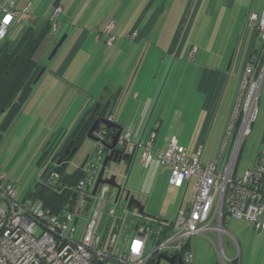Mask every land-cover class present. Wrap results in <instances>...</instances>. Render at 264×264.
Masks as SVG:
<instances>
[{"label": "built area", "instance_id": "1", "mask_svg": "<svg viewBox=\"0 0 264 264\" xmlns=\"http://www.w3.org/2000/svg\"><path fill=\"white\" fill-rule=\"evenodd\" d=\"M62 10L58 5L50 18L53 33L59 29L57 18ZM36 21L31 4L21 10L1 7L0 42L7 38L14 24ZM247 25L256 29L259 47L243 68L215 159L204 163L203 146L190 153L176 138L164 151L156 144L155 132L141 140H134L125 132L119 138L117 148L130 156V166L138 156L144 169L156 161L169 170L168 183L178 189L185 185L188 188L195 179L185 210L181 209L170 220L132 214L125 201L126 185H120L116 197L109 196L114 189L109 185L99 186L93 196L106 156L102 143L105 132H95L98 147L83 169L84 177L67 188L72 198L57 215L50 214L40 200L20 199L8 174L0 167V264H157L159 258V264H172L171 258H176V264H196V237L211 241L220 264H228L224 247L226 218L252 224L256 234H264V146L253 168L239 173L243 150L258 120L264 86V9L261 14H251ZM114 27L115 22H111L107 29L109 47L115 41ZM108 120L114 122L110 116ZM51 164L50 159L46 170ZM54 169L46 178L48 187H55L60 178ZM210 234L217 236L218 245L209 238ZM233 241L236 257L232 264H241L239 244L234 238Z\"/></svg>", "mask_w": 264, "mask_h": 264}, {"label": "rangeland", "instance_id": "2", "mask_svg": "<svg viewBox=\"0 0 264 264\" xmlns=\"http://www.w3.org/2000/svg\"><path fill=\"white\" fill-rule=\"evenodd\" d=\"M117 1L124 5L125 0ZM153 1L152 8L144 10ZM249 2L252 0H248L246 3ZM159 7H161V11L160 9L157 11L160 14L157 20L152 24L149 23L142 31L144 25H139V18H142V22H144L145 16L153 12L152 16H149V21L154 19L157 17L155 11ZM126 8L127 10L122 11L118 16L113 34L119 38L116 46H120L122 53L117 54L110 64V68L114 69L113 74L110 77L107 75L101 77L100 82L101 84L105 83V86H108L110 82L123 86L130 75L132 77L140 76L145 67L153 65V58L156 55L158 59L155 64L158 67H164L169 62L172 65L175 63V66L181 65L185 71L188 70L185 76H187L189 84L194 82V85L200 78V72L204 66H213L216 60L209 53L210 44L218 45L219 40L221 43L223 38L226 39L229 36L227 32H230L231 28L228 29V21L235 20L238 15L236 9L215 8L208 2L202 5L201 0H131ZM118 12L120 9L116 10V14ZM153 14H155L154 17ZM150 25L151 32L148 38L137 41L141 31L143 35L148 33ZM108 27L105 30L107 35ZM227 29L228 31H226ZM20 34L19 28L16 32L10 31L7 39L15 42ZM132 37H134L133 40ZM57 41L44 56L43 60L46 65L50 63L49 58L60 39L58 43ZM192 46H194L193 49ZM169 52H174L175 58L170 57ZM97 54L90 60V66L93 68L102 65L101 57ZM164 55L167 58L161 63ZM50 81L47 79L45 82ZM36 87L35 89H37ZM43 91L45 90L41 89L37 93L34 90L10 127L4 132H0V167L8 174L20 199L25 198L28 192L36 191L37 184L50 160L46 151L54 152L57 146L66 140L83 113L87 111V109L82 110L81 116L78 115L80 105L76 106L71 95L66 101L47 100V104H45V101H40ZM54 92L47 96H52ZM224 114L225 112L221 108L216 122L217 127L222 122ZM263 146L264 104L262 100L260 101L258 120L254 125L252 135L247 139L239 163L240 174L253 168V163ZM97 147V142L88 138L83 139L63 175L73 177L76 171L92 157ZM112 176L117 177L119 185L127 186V190L131 191L136 199L143 204L146 214L164 220L173 219L181 209H186L192 198L195 185L194 179L188 188L186 185L182 189L170 186L168 169L156 161L151 167L144 169L140 164L139 156L131 166L129 162L111 163L106 169L104 177ZM117 193V189H112L109 196L116 197ZM122 207H125L124 203H122ZM131 213L137 214L136 209L132 208ZM224 230L226 232L224 247L228 264H232V260L236 257L233 238L236 239L240 247L241 264H264V234H256L252 224L229 218H226L224 222ZM209 238L218 245L216 235L210 234ZM193 247L196 264H220V259L211 241L196 237Z\"/></svg>", "mask_w": 264, "mask_h": 264}, {"label": "crops", "instance_id": "3", "mask_svg": "<svg viewBox=\"0 0 264 264\" xmlns=\"http://www.w3.org/2000/svg\"><path fill=\"white\" fill-rule=\"evenodd\" d=\"M201 1L202 5L208 2L215 8L236 9L238 15L235 20L228 21V29L231 28L227 32L228 39L223 38L221 43L219 40L218 45L210 44L209 53L216 60L213 66H204L194 85V82L189 84L185 76L188 70L185 71L183 66L169 62L164 67H158L155 64L157 55L153 58V65L145 67L140 76L130 75L123 86L112 82L108 86L101 84L102 76L110 77L113 74L114 69L110 68V64L117 54L122 53L120 46H116L119 38L113 35L116 28L112 31L115 41L111 47L107 45L109 36L105 30L111 22L117 25L118 16L127 10L126 0L124 5L117 0H0V8L13 6L21 10L31 4V12L38 21L50 19L58 5L63 8L57 18L59 29L54 34L58 41L64 35L67 38L34 86H37V89L34 88L37 93L41 89L45 90L41 102L66 101L71 95L76 106L80 105L78 115L82 110L100 104L110 105V117L134 140H141L155 132L156 144L164 151L173 138L190 153L203 146L202 161L209 163L216 158L221 148L245 63L253 50L259 47L257 31L254 27H248L247 22L251 14H261L264 0H252L249 3H246L248 0ZM153 3L150 2L144 10L152 8ZM160 8L155 11L157 17L153 14V21H149L153 12L145 16L144 22L139 18V25H144L142 31L157 20ZM118 9L120 12L116 14ZM23 27L24 24H14L10 31L16 32L18 28L22 31ZM150 30L151 25L145 35L140 32L137 41L148 38ZM96 54L101 57L102 65L93 68L90 60ZM169 55L175 58L174 52H169ZM165 58L164 55L161 63ZM47 79L51 81L45 82ZM53 92L52 96H47ZM262 100L264 104V86ZM221 108L225 114L217 127Z\"/></svg>", "mask_w": 264, "mask_h": 264}, {"label": "trees", "instance_id": "4", "mask_svg": "<svg viewBox=\"0 0 264 264\" xmlns=\"http://www.w3.org/2000/svg\"><path fill=\"white\" fill-rule=\"evenodd\" d=\"M53 25L50 19H41L25 24L20 37L12 42L5 39L0 42V132H4L21 111L34 91V82L39 73L46 66L44 56L49 48L56 43V35L53 33ZM105 105L100 104L87 109L76 123L72 131L64 141L63 150L71 145V149L78 151L79 144L85 138L97 119L103 117ZM110 105L107 106L106 119L110 116ZM105 132V142L112 143L118 130L99 126L96 132ZM94 135V134H93ZM49 159L52 151H46ZM60 157L64 156L61 152ZM57 162L52 161L51 166L44 170L35 192H28L25 199L40 200L44 208L52 215H57L70 202L72 193L67 189L75 186L84 177V168H79L73 177L63 175L69 165L68 158L55 167ZM55 168L59 173L55 187L45 185L51 169ZM64 185L61 190L58 188ZM161 219V218H156Z\"/></svg>", "mask_w": 264, "mask_h": 264}, {"label": "water", "instance_id": "5", "mask_svg": "<svg viewBox=\"0 0 264 264\" xmlns=\"http://www.w3.org/2000/svg\"><path fill=\"white\" fill-rule=\"evenodd\" d=\"M66 38H67V35H64L61 38V40L59 41V43L56 45L55 49L53 50L52 55L49 58V61H52L54 59L58 50L61 48V46L65 42ZM46 70H47V67L45 66L42 69V71L39 73L38 77L36 78V80L34 82V86L37 85V83L40 81V79L42 78V76L44 75ZM98 106L99 105H97V108H98ZM106 114H107V106L105 107L103 117L96 120L93 127L90 129V131L87 134L88 139H91L95 142H98L99 139L95 138L93 134L97 131L99 126H103L105 128H108V129L118 130L116 135L113 137L111 144H107L105 142H102L104 145L106 156L104 157V160L102 163V167H101V170H100V173H99V176H98V179H97L94 191H93V196L96 195L97 190H98L99 186H101V185H109V186L113 187L114 189H117L118 195H119L121 186L117 182V177L112 176L109 178H104L106 168H107L109 163L119 164L122 162H130V159H131L129 155L124 154V152L122 150L117 148L119 138H120L121 134L123 133V128L120 125H118L117 123L109 121L108 119H106L105 118ZM74 152L75 151H73L71 153L70 157L68 158V161L71 159V156L74 154ZM88 162H91V158L81 167V169H83ZM61 163H62V159H60L58 161L57 165L60 166ZM63 186L64 185H61L58 189L61 190L63 188ZM125 201L128 203V205H127L128 209L134 208L137 210L139 215L146 216L147 218H150V219H156L155 216L146 214L145 207L143 206V204L139 200H137L135 198V196L132 194V192L129 190L126 192ZM88 208H89V205L87 206L86 210H88ZM159 261H160V258L158 259L157 264H159ZM169 261L172 264H176V258H171V259H169ZM178 263L183 264L181 261H179Z\"/></svg>", "mask_w": 264, "mask_h": 264}, {"label": "flooded vegetation", "instance_id": "6", "mask_svg": "<svg viewBox=\"0 0 264 264\" xmlns=\"http://www.w3.org/2000/svg\"><path fill=\"white\" fill-rule=\"evenodd\" d=\"M63 144H64V142L60 143V144L57 146L56 150H55L54 152H52L51 160L54 161V162H57V164H58V161H59L60 159H62V162H64L65 160H67V158L70 157L71 153H72L73 151H75V150H72V149H71V145H69L67 148H65V149L63 150V146H64ZM61 152H64V156H67V158L64 159L63 156L60 157L59 154H60ZM75 154H76V151H75L74 154L71 156V159L68 161L69 164L72 162V160H73ZM124 154H125V153H124ZM110 164H111V163H109L108 166H109ZM108 166H107V168H108ZM107 168H106V169H107ZM104 178H105V177H104ZM135 198H136V197H135Z\"/></svg>", "mask_w": 264, "mask_h": 264}, {"label": "snow or ice", "instance_id": "7", "mask_svg": "<svg viewBox=\"0 0 264 264\" xmlns=\"http://www.w3.org/2000/svg\"><path fill=\"white\" fill-rule=\"evenodd\" d=\"M8 19H10V18H8Z\"/></svg>", "mask_w": 264, "mask_h": 264}]
</instances>
